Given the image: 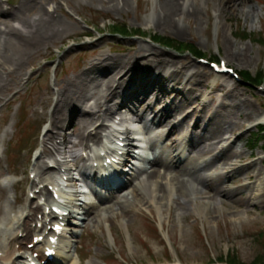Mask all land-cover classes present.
Instances as JSON below:
<instances>
[{
    "label": "rangeland",
    "instance_id": "obj_1",
    "mask_svg": "<svg viewBox=\"0 0 264 264\" xmlns=\"http://www.w3.org/2000/svg\"><path fill=\"white\" fill-rule=\"evenodd\" d=\"M22 1L9 0V3L18 7ZM244 1L246 3L220 14L214 10L220 5L218 0H196L197 12L177 15L169 21L161 20L156 25L158 0H129L128 3L121 0H34L37 7L43 5L49 11L57 8L51 14L61 22L55 31L57 35L44 44L32 46L20 66L6 61L0 66V206L14 213L21 207L19 199L25 201L24 190L30 186L28 173L43 139L42 124H49L57 92H61L67 81L77 85L86 82L88 94L96 98L98 87L93 81L98 75L87 76L88 65L104 58L121 59L125 63L139 56L147 57L151 51L140 52L143 46L152 50V54L163 53L178 69L191 65L173 82L168 79L173 69L166 67L163 75L167 76V81L162 86L168 93L152 111L174 101L180 105L171 119L174 122L194 109L195 115L179 128L182 134L195 117L201 115V119H205L217 110L232 112L238 123L233 136L244 133L236 142L238 149L244 151L242 162L247 163L253 157L264 160L261 143L250 146L256 132V118L264 111V88L254 89L227 77L215 79L207 67L198 64L188 53L179 55L151 43L146 46L139 36L120 38L106 33L108 25L125 24L131 32L141 29L145 37L164 36L192 43L206 58L216 56L238 74L249 71L255 75L264 69V43L254 41V38L264 37V0ZM61 4L66 6L67 12ZM189 4L192 5L193 0H186L185 9ZM36 11L24 15L32 19ZM240 30L248 32L250 40L240 38ZM179 90L181 92L176 94ZM116 98L111 105H117ZM148 102H153L152 95ZM247 114L252 116L246 118ZM151 117V114L145 115L146 125ZM110 118L104 119L109 121ZM77 129L73 122L65 127L62 135L69 137L71 144L77 143L80 140L72 135ZM78 149L74 150L75 154ZM149 155L152 157L151 153ZM147 167L149 171V164ZM257 168L264 171V163ZM7 175H15V180H19L13 188L4 185ZM242 183L246 182L240 177L220 186L234 189ZM199 190L204 192L201 186ZM15 196L17 203L13 202ZM90 197L96 203L94 196ZM208 198L202 195V202H207ZM214 200L219 211L212 216L206 211L201 216L192 210L175 209L174 204L170 213L160 215L139 206L134 214L113 215L110 221L104 220L99 225L81 215L83 220L74 236L64 239L60 253L63 258L57 260L58 264H221L218 258L232 253L244 264H249L257 254H264V243L256 238L258 232L264 230V203L237 208L229 200H225L223 206L219 196ZM238 217L241 222L234 221Z\"/></svg>",
    "mask_w": 264,
    "mask_h": 264
},
{
    "label": "bare ground",
    "instance_id": "obj_2",
    "mask_svg": "<svg viewBox=\"0 0 264 264\" xmlns=\"http://www.w3.org/2000/svg\"><path fill=\"white\" fill-rule=\"evenodd\" d=\"M114 1L119 0H109V2ZM121 1L128 3L129 0ZM181 1L158 0L156 25L160 24L161 20L169 21L174 16H187L198 11L196 0H193V4H189L186 9V0L183 3ZM2 2L4 0H0V26L2 27H0V66L2 67L5 61L20 66L23 57L29 53L32 46H38L40 42L44 44L51 36L57 35L55 31L61 20L54 19L51 12L47 11L43 5L37 7L34 0H23L18 7L10 6L9 2L5 1L6 8ZM218 2L220 5L214 10L220 14L246 3L244 0H218ZM34 9L37 10L34 17L27 18L26 13L30 14ZM14 24H17V27ZM225 44L228 45V42ZM141 51L151 52L147 57L139 56L125 63L121 59L104 58L88 65L87 76L98 75L96 81L92 79L96 82V88L98 87L95 93L96 98L88 94L86 82L77 85L73 81H67L61 92H57L56 102L48 121L49 129L51 131L57 129L59 133L52 134L50 131L45 133L43 145L49 144L50 148L49 150L43 148L32 168L39 184L55 181L54 171L48 169L44 159L50 157L53 152L61 150L70 155L72 163L70 164L69 161L61 168L71 171L73 167L76 168L80 177L78 181L82 184L79 187H89V192L82 194L84 201L81 210L89 220H95L97 225L104 220L110 221L113 215L124 217L134 214L135 208L139 206L162 215L165 212H172L171 205L174 204L175 209L180 208L185 212L192 210L201 216L202 212L206 211L208 216H212L219 211L215 204V196L222 199L223 206L225 200L235 203L237 208L262 205L264 203V171L257 167L263 166L264 160L253 157L247 163L242 162L244 151L238 149L236 142L244 136V133L233 136L238 123L232 112L217 110L213 116L207 115L205 119H201V115L198 118L195 117V120H191L193 123L189 124L188 129L182 134L179 128L195 115L194 109L187 111L182 117H177L174 122H171V119H174V114L180 106L174 101L156 111L152 109L157 108L159 101L168 93L162 86L167 81V76L163 75L166 67L171 66L173 69L168 76V79L173 82L183 69H187L188 66L190 68L191 65L186 64L178 69L175 62L165 58L163 53L152 54V50L144 46L140 48ZM180 92L179 90L176 94ZM151 95L153 102L149 103L148 98ZM114 98L118 99V103L113 106L110 102ZM120 110L125 113L120 116L123 119V126L126 128L132 126L137 132L132 137L123 134L127 147L125 161L132 158L138 162L139 166L146 163L148 153H143V159L134 156V151L141 153L139 147H133L136 141L135 136L138 134L142 135L141 140L147 144V150L153 155L152 160L147 162L149 171L144 168L136 170L125 182L121 181L123 174L119 173L116 177V186L106 191V194L97 192L95 194L97 203H95L90 199L92 188L84 179L86 164L79 165L83 159L77 158L74 149L82 148V151L91 154L88 158L102 160L95 154V150L106 143L102 138H106L105 131L108 128L103 118H110L114 113L119 116ZM148 114L152 117L147 120L148 125H146L144 120L145 115ZM127 115L133 120L127 121L125 118ZM245 116L249 118L252 114ZM111 120L113 123L115 117L113 116ZM256 121L264 124V111L258 115ZM73 122H76L78 129L77 133L74 132L72 135H76L80 141L68 147L69 137L62 135V132ZM135 126H141V130L135 129ZM198 128L199 132H197ZM55 135L58 137L55 138ZM58 138L61 139L59 144L54 142ZM132 147L133 150L130 149ZM240 177H243L246 183L234 189L220 186L223 182L236 181ZM11 185L13 188L15 184ZM199 186L204 189V192L199 190ZM202 195L209 197L207 202H202ZM16 201L15 196L13 202L17 203ZM12 213L0 206V224L6 223L5 228L0 227V264H22L20 261H23L17 254L18 250L15 249L17 234L16 228L12 225L13 219L21 217L23 213L18 212L10 216ZM240 219L238 217L234 221ZM19 229L20 227L17 231Z\"/></svg>",
    "mask_w": 264,
    "mask_h": 264
},
{
    "label": "trees",
    "instance_id": "obj_3",
    "mask_svg": "<svg viewBox=\"0 0 264 264\" xmlns=\"http://www.w3.org/2000/svg\"><path fill=\"white\" fill-rule=\"evenodd\" d=\"M112 28H113L114 34H118L122 37H125L128 34V29L125 25L116 24V25L112 26ZM139 33H140L139 30L135 31V34H139ZM240 34H241L242 39L250 40V35L248 34V32L242 30L240 32ZM154 40H155V42L159 43L161 46L175 50L178 53L189 52L194 56H198V57L203 56L202 52L200 50H198L197 48H195L190 43H183V42L173 40L171 38H165V37H159V36L154 37ZM255 41L260 42V43L264 42V40L262 38H256ZM241 76L243 77L244 83H247L251 86H255L257 84H262V83L264 84V72L263 71H260L255 76H253L250 72L244 71L241 73ZM255 135H256L255 141H257L258 143L261 142L262 145L264 146V128L261 127L260 130H258V132ZM258 237L264 243V231H261L258 234ZM219 260L223 261V258L220 257ZM225 262L227 264H244L233 253L230 254L225 259ZM249 264H264V254L257 255Z\"/></svg>",
    "mask_w": 264,
    "mask_h": 264
}]
</instances>
